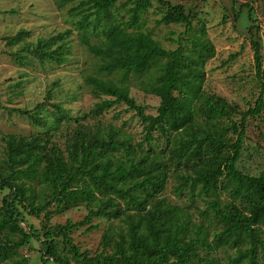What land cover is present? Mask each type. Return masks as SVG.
I'll list each match as a JSON object with an SVG mask.
<instances>
[{"label":"trees","instance_id":"obj_1","mask_svg":"<svg viewBox=\"0 0 264 264\" xmlns=\"http://www.w3.org/2000/svg\"><path fill=\"white\" fill-rule=\"evenodd\" d=\"M156 1L163 10L159 23L184 27L169 38L174 48L163 47L145 27L151 0H59L74 3L69 13L96 59L84 83L97 100L74 117L53 104L54 121L35 134L0 133V191L6 190L0 199V264H29L19 251L24 247L36 249L40 264H264V172L250 174L241 163L249 118L264 123V86L245 110L207 91L206 64L215 48L204 21L182 3ZM244 12L260 74L259 28L247 2L239 4L235 19ZM71 33L32 42L20 30L3 39L21 43L26 57L61 64ZM131 84L158 98L155 113L130 94ZM116 104L138 118L139 138L99 120ZM61 121L67 123L63 146L55 140ZM170 181V193L183 204L165 195ZM200 200L202 209L195 205ZM79 206L86 209L82 219L51 222L53 214ZM25 215L40 218L39 227ZM94 218L105 219L106 226L92 253L72 234L96 229Z\"/></svg>","mask_w":264,"mask_h":264},{"label":"rangeland","instance_id":"obj_2","mask_svg":"<svg viewBox=\"0 0 264 264\" xmlns=\"http://www.w3.org/2000/svg\"><path fill=\"white\" fill-rule=\"evenodd\" d=\"M173 3H182L186 8H193L204 21L207 37L215 48V54L206 64V79L204 87L209 92H214L225 97L229 102L236 103L245 110L254 104L261 87L264 86V0H171ZM247 2L253 8V17L256 18L262 52V72L256 73L253 50L250 42V32L246 28L247 17L242 13L239 20L235 19L239 4ZM74 3L61 5L59 0H0V133H14L29 136L38 131H43L54 121L55 108L59 105L68 116H76L88 112L97 100L85 85L84 78L95 69L96 59L81 43L80 33L76 26V16L69 13ZM162 8L156 0H151V6L144 14L145 27L151 30L154 37L165 48H174L175 44L169 40L176 38L184 27L179 24L164 25L158 22ZM122 13L124 10L121 11ZM119 15L116 11L114 16ZM193 26L199 27L197 19ZM70 29L72 33L67 38L70 52L66 60L57 64L54 62L40 63L35 58L26 57L21 50V43L7 45L3 39L6 35H13L22 30L25 41H35L40 37H49L60 31ZM252 32L256 38V28ZM93 40V37H91ZM19 55H24L25 58ZM235 55V56H234ZM20 57V58H19ZM19 82L17 85H11ZM130 94L135 100L144 105L146 112L155 113L158 98L146 93L136 84L130 85ZM43 103V107H38ZM19 109L25 110L24 113ZM31 115L44 119L46 124L35 123ZM92 118V117H91ZM99 120L107 125L112 123L122 126L126 132L136 139L141 134V124L133 111L127 110L124 104H116L105 110ZM89 121H92L90 119ZM246 131L245 150L241 163L250 174L264 172V135L259 134L264 130V123L257 117H250ZM69 124H73L70 123ZM67 125L66 121L59 122L55 140L63 146L65 132L62 130ZM2 146V145H1ZM0 152V158H1ZM172 181L168 183L165 195L173 203L183 204L182 197H174L170 193ZM6 190L0 191V199ZM202 209L204 200L196 204ZM192 213L197 215L196 208L191 207ZM86 213L83 206L75 207L61 213H55L51 222L63 223L67 219L80 220ZM28 223L39 227L41 219L25 215ZM195 219L196 216H195ZM93 223L98 227L91 231L78 228L72 234L74 241L82 250L95 252L100 245V238L106 226L105 219L94 218ZM264 231V228H263ZM24 254L29 264H40L39 254L36 249L26 247L19 249ZM218 258L222 250L216 252ZM47 264H54L49 262Z\"/></svg>","mask_w":264,"mask_h":264}]
</instances>
